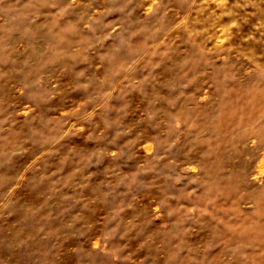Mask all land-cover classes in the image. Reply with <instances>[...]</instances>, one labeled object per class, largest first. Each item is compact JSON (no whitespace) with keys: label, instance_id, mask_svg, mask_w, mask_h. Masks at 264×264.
<instances>
[{"label":"rangeland","instance_id":"374dc122","mask_svg":"<svg viewBox=\"0 0 264 264\" xmlns=\"http://www.w3.org/2000/svg\"><path fill=\"white\" fill-rule=\"evenodd\" d=\"M0 264H264V0H0Z\"/></svg>","mask_w":264,"mask_h":264}]
</instances>
